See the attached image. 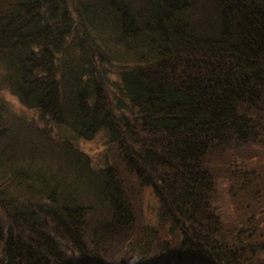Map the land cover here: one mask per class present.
I'll return each instance as SVG.
<instances>
[{"label": "trees", "instance_id": "trees-1", "mask_svg": "<svg viewBox=\"0 0 264 264\" xmlns=\"http://www.w3.org/2000/svg\"><path fill=\"white\" fill-rule=\"evenodd\" d=\"M4 89L115 155L0 98V264H264V0H0Z\"/></svg>", "mask_w": 264, "mask_h": 264}, {"label": "rangeland", "instance_id": "rangeland-1", "mask_svg": "<svg viewBox=\"0 0 264 264\" xmlns=\"http://www.w3.org/2000/svg\"><path fill=\"white\" fill-rule=\"evenodd\" d=\"M111 77L115 78L113 74ZM0 98L3 99L4 102L7 104L8 115L12 120L18 121L16 123V130L20 133V135L24 136L23 138L29 139L30 136L32 137L33 134L36 136L35 133L29 128L30 123H35L37 125H45L47 128H51L52 134H56L57 139L56 143L61 138L65 136L68 138L73 139V130L70 127L65 126H58L51 122H44L40 119V113L34 109H30L24 105H22L19 100L16 98L15 95L11 93L9 89H4L0 93ZM29 137V138H28ZM75 137V136H74ZM76 138V137H75ZM33 139V138H32ZM37 139L38 142H42L43 140L39 138ZM33 139V140H34ZM108 135L107 131H101L97 136L90 140L78 139L76 138L74 141L78 147H80L83 151L89 153L91 158L93 159V164L98 167L104 165L108 160V158L113 159L115 154L107 153V143H108ZM36 143V141L34 140ZM46 142V141H44ZM58 151L54 147V152ZM243 160L242 158H238V161ZM159 200L158 198L152 193L149 188H144V199L142 203L143 207V219L144 222L152 226H157L159 224ZM138 244H134L131 247V252H133V258H131L129 264H134L135 260L139 257V249ZM118 255V254H117Z\"/></svg>", "mask_w": 264, "mask_h": 264}]
</instances>
